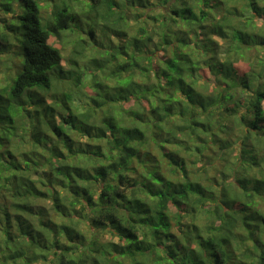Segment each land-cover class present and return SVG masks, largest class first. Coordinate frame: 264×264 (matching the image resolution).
Instances as JSON below:
<instances>
[{
  "label": "trees",
  "instance_id": "1",
  "mask_svg": "<svg viewBox=\"0 0 264 264\" xmlns=\"http://www.w3.org/2000/svg\"><path fill=\"white\" fill-rule=\"evenodd\" d=\"M17 1L0 264H264V0Z\"/></svg>",
  "mask_w": 264,
  "mask_h": 264
},
{
  "label": "rangeland",
  "instance_id": "2",
  "mask_svg": "<svg viewBox=\"0 0 264 264\" xmlns=\"http://www.w3.org/2000/svg\"><path fill=\"white\" fill-rule=\"evenodd\" d=\"M53 1H58V0H53ZM73 2L72 3H74L75 5H74V7L77 9V10H79V9H81V7H83L84 6V3L85 2H89V0H72ZM0 2L1 3H5V4H8L9 6H10V8L11 9H9L8 11H5V10H3V9H0V17H6V18H9L11 15H12V13L14 12H16V14H22L23 13V7H22V5H18V1L17 0H0ZM38 4L40 5V1L38 2ZM49 11H50V7H48V6H46L44 9H43V12H42V7H41V5H40V17L42 18L41 19V23L43 24V22L42 21H44L43 20V13L46 15V14H48L49 13ZM79 12V14H80V11H78ZM81 15V14H80ZM91 22V21H90ZM85 25H83V27H84ZM81 33V32H80ZM80 37V35L77 33H75L74 35H73V38H75V39H77V38H79ZM81 38V37H80ZM55 39H56V36H53L52 35V40H53V45H61V43H60V41L58 40L56 43H55ZM66 48H64L63 47V49L64 50H62L61 51V53L63 54V55H66L68 52H69V50H70V45H68V46H65ZM20 56H23V48H21L20 49ZM21 59V58H20ZM81 62V61H80ZM21 63V62H20ZM62 63H63V65L65 66V67H68V64H67V61L65 60V59H63L62 60ZM3 69V67H1L0 68V70H2ZM88 90V89H87Z\"/></svg>",
  "mask_w": 264,
  "mask_h": 264
}]
</instances>
